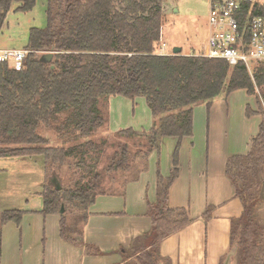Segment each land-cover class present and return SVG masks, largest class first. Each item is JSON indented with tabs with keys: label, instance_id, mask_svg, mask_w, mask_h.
Segmentation results:
<instances>
[{
	"label": "trees",
	"instance_id": "trees-1",
	"mask_svg": "<svg viewBox=\"0 0 264 264\" xmlns=\"http://www.w3.org/2000/svg\"><path fill=\"white\" fill-rule=\"evenodd\" d=\"M36 2L0 0V30L14 4H21L18 11L30 12ZM48 2L47 25L29 30L23 69L0 65V158L42 155L46 172L59 176L64 167L73 169L66 185L46 181L41 214L59 215L61 238L84 247L89 254H98L95 247L84 243L83 230L99 196L120 194L114 186L104 188L105 179L109 175L119 181L120 176L123 193L129 182L148 170L150 155L160 154L162 139L177 138L171 173L163 177L158 172L157 201L149 204L152 231L138 240L149 244L146 258L138 256L136 264H158L161 242L192 221L186 209L169 206V194L179 177L181 141L193 137L194 108L200 104L210 107L217 97L239 90L251 96L259 90L264 105V63L250 73L244 65L232 68L221 60L182 53L157 55L165 24L163 0ZM47 54H53L49 62L43 58ZM116 96L145 98L156 131L150 135L128 128L115 133L127 143L97 138L108 128L107 108L110 98ZM247 114L256 115L249 109ZM42 128L56 134L62 146H50ZM108 150L113 152L107 155ZM106 155L107 165L100 167ZM226 175L248 216L264 186V116L250 152L228 158ZM213 211V207L207 209V221ZM75 212L81 229L69 222ZM24 215L20 210L0 215V264L2 229L9 222L20 225ZM171 216L176 218L171 220ZM236 220L232 221L233 237ZM244 231V264H263L264 245L257 240L254 219Z\"/></svg>",
	"mask_w": 264,
	"mask_h": 264
},
{
	"label": "crops",
	"instance_id": "crops-1",
	"mask_svg": "<svg viewBox=\"0 0 264 264\" xmlns=\"http://www.w3.org/2000/svg\"><path fill=\"white\" fill-rule=\"evenodd\" d=\"M139 100L136 98L132 101L134 105H138ZM195 123L193 116V137L181 141L180 173L171 186L169 194V206L183 209L187 207L186 210L192 221L184 227H188L187 229L183 228V231L179 230L161 242L159 256L163 264H220L221 259L231 248L232 221L242 217L244 213V205L236 196L234 187L226 175L228 158L222 157L223 159L217 162L214 153L210 154L213 146L211 130L209 134L207 129H204L202 136V130L198 132L195 129ZM207 127L209 128L208 125ZM172 140H174L172 141L174 152L179 141L177 138ZM251 143L252 141L249 143L250 148ZM154 154L156 152L150 155L149 160L153 159ZM0 160H8L21 172L17 180L10 181L7 194L2 199H9L11 202L8 205L17 201L19 208L22 201L24 207L5 211H24L22 221L29 216H36L42 223L38 235L33 233L35 232L33 230L25 235L20 232L24 229L21 224L7 223L2 229L1 264L4 263L7 235L12 244L19 236L21 243L25 235L24 245H26L31 234L38 237L33 244L38 243L39 240L43 242L45 237L48 247L51 246L55 250L56 264H131L133 260L137 263V258L129 257L127 251L133 250L138 240L150 234L153 228V219L148 210L149 204L157 201L158 173L154 171L152 163L150 169L143 172L138 180L127 184L124 195L123 193L102 195L110 196L107 197L110 199L114 198V202L102 203V207L94 211H91V208L97 202L91 206V215L83 230V240L86 245L95 247L99 253L89 254L84 247L72 245L61 238L59 215L45 217L41 214L44 208L41 194L47 181L45 160L29 156L6 157ZM172 168L171 160L166 171L162 167L161 175L168 177ZM49 183L62 186L57 174H52ZM31 201L36 204L31 205ZM209 207H213L214 213L207 221L204 214ZM197 226H202L201 233H198ZM27 245L22 251L29 254L32 245ZM136 256L138 257V254Z\"/></svg>",
	"mask_w": 264,
	"mask_h": 264
},
{
	"label": "rangeland",
	"instance_id": "rangeland-1",
	"mask_svg": "<svg viewBox=\"0 0 264 264\" xmlns=\"http://www.w3.org/2000/svg\"><path fill=\"white\" fill-rule=\"evenodd\" d=\"M48 5V0H37L36 6L32 11L20 12L18 11V8L21 4H14L0 30V48L17 50L26 49L28 46L29 30L33 27L43 28L47 25L46 11ZM125 6L126 5H124V7ZM118 8L120 9V4L118 5ZM209 8V0H163L161 9L165 16V24L162 28L161 41L166 42L171 51H173L175 47L181 48L182 54L185 56L207 53L209 48ZM139 99L138 105H134L132 100L122 96L110 98L109 106L107 108L109 125L103 132H99L97 138L103 137L112 142L117 140L121 143H127L128 141L125 139H117L115 133L119 130L128 128H131L134 131L137 130L136 132L138 133L153 134L156 131L157 123L147 106L145 98ZM258 101H260V103H258ZM248 109L256 115L248 116ZM262 111L264 112V105L260 98L259 90L252 96L245 90L235 91L230 95H221L217 97L210 107H208L207 104L196 106L194 108V118L196 121L195 129L198 132L202 130V136L204 134V129H207L209 134L211 130L213 146L210 154L214 153V158L218 159L217 162H219L224 157L230 158L231 156L245 155L250 152L251 148L249 147V143L259 133L261 120L264 116L261 115ZM151 125L152 128H150ZM148 128L149 130H147ZM40 132L50 140V146H62V142L59 141L58 136L52 131H47L42 128ZM157 136L160 137V135ZM162 141L163 145L160 154L156 152L153 159L149 160L148 166V169H150V164L152 163L154 165V171H157V173L162 172V167L166 171V168L173 157L172 141L174 140L165 137ZM112 152L113 150H108L107 155H110ZM107 155L104 157L100 167L107 165ZM29 157H40L44 159L42 155ZM0 161L1 215L6 209H22L24 204L21 201V207L19 208L17 201L8 205L11 201L5 198L2 199V197L7 194L6 190L9 188L8 185L10 181L17 180L21 172L18 171L17 166L14 167V165L8 162V160ZM23 167H27V165H23ZM72 171L73 169L64 167L59 172L62 185L67 184L66 182L68 181L70 174H72ZM51 177L52 172L48 170L47 180L49 181ZM120 178L121 177L118 176L119 181H114V179H109L108 175V178L105 179L104 188L110 189L114 186L113 188L121 193L124 181ZM261 192L259 200L253 201L252 205L249 207L250 213L248 216H245L246 214L243 213L242 217L238 218L235 222L236 224H234V228H236L234 232L235 236H232L230 247L232 248L237 244L238 250L234 257L233 264H244L245 248L241 242L243 241L245 227L251 219H254L256 223L258 232L257 240L264 245V186ZM107 197L99 196L96 205L91 208V211L101 208L103 205L102 203L114 202V198L110 199ZM30 204L34 205L36 203L31 201ZM186 209L188 210L187 207ZM78 215L79 214L75 212L74 215L69 216L68 219L71 225L78 224V228L81 229L82 222L78 218ZM175 218V216L170 217L171 220ZM41 224L39 217L29 216L22 221L21 227L24 229L20 232H23L26 235L28 231L33 230L35 231L33 233L38 235ZM201 227L202 226H197L198 233H201ZM184 229L180 231H183ZM25 235L21 243L19 236L18 240L14 239L13 244L7 235L5 240L6 244L3 264H56L54 261L55 250L52 249L51 246L48 247L45 237L43 242H40L39 240L38 243L33 244L35 238L38 237L31 234V237L27 239V244L32 245L30 253L27 254L25 251H22L27 245H24ZM148 244L149 243L146 240L138 241L134 245L133 250L127 251L128 256L138 258L136 254H138V256L143 254L142 257L146 258L144 255L147 253L145 248L148 247ZM225 257L226 255L221 259L220 264H223ZM133 261L131 264H136Z\"/></svg>",
	"mask_w": 264,
	"mask_h": 264
},
{
	"label": "built area",
	"instance_id": "built-area-1",
	"mask_svg": "<svg viewBox=\"0 0 264 264\" xmlns=\"http://www.w3.org/2000/svg\"><path fill=\"white\" fill-rule=\"evenodd\" d=\"M208 52L193 54L226 62L230 67L244 65L252 73L264 63V0H209ZM157 55L171 56L166 42L160 40ZM26 49L0 48V65L22 70Z\"/></svg>",
	"mask_w": 264,
	"mask_h": 264
},
{
	"label": "water",
	"instance_id": "water-1",
	"mask_svg": "<svg viewBox=\"0 0 264 264\" xmlns=\"http://www.w3.org/2000/svg\"><path fill=\"white\" fill-rule=\"evenodd\" d=\"M173 53H174V55H180L182 53V49L179 48V47H175L173 49ZM43 58H44L45 61H48L49 62L50 60H52L53 54H47ZM58 188H60V187H58ZM61 212H64V208H62ZM237 250H238V245L235 244L230 249V251L226 254V257L224 259L223 264H233V260H234V257L237 254ZM158 264H163V263L160 261Z\"/></svg>",
	"mask_w": 264,
	"mask_h": 264
}]
</instances>
